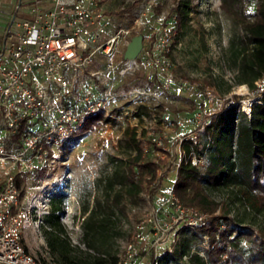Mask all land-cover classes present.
<instances>
[{"label": "built area", "instance_id": "2783aa9c", "mask_svg": "<svg viewBox=\"0 0 264 264\" xmlns=\"http://www.w3.org/2000/svg\"><path fill=\"white\" fill-rule=\"evenodd\" d=\"M108 1L19 0L9 21L0 46V132L9 135V146L0 144V264H43L23 242V232L32 224L37 206L30 201L21 207L16 178L19 174H35L37 168L47 164L55 143L75 138L72 133L85 120L108 110L114 96L102 94L106 92L101 86L106 72L125 78L152 70L165 90L175 88L176 83H188L174 72L171 53L177 32L170 11L154 15L158 0H122L121 22L116 23L105 8ZM132 35L143 36L142 50L117 69L116 51L127 48ZM98 59L105 61L104 68L92 69ZM127 92L133 99L153 95L148 82ZM203 97L205 101L197 104L193 130L177 137L180 144L198 139L206 116L233 107L231 98L220 96L212 88L206 87ZM247 103L239 109L250 115L254 102ZM23 120L39 122L42 128L32 129L14 141ZM169 134L162 131L153 136L152 142L160 147ZM189 157L197 165L203 163L202 157L188 156L184 151L180 164ZM166 202L173 215L164 222L155 216L138 222L118 264H135L139 258L137 246L146 243L150 224L155 230L152 246L157 247L167 244L168 236H175L180 228L208 227V213L184 206L173 191Z\"/></svg>", "mask_w": 264, "mask_h": 264}, {"label": "rangeland", "instance_id": "374dc122", "mask_svg": "<svg viewBox=\"0 0 264 264\" xmlns=\"http://www.w3.org/2000/svg\"><path fill=\"white\" fill-rule=\"evenodd\" d=\"M16 1L0 0V46ZM121 1L109 0L105 3L106 10L116 23L121 22ZM166 1L164 10L170 11L174 3L172 0ZM180 1L190 2L191 21L183 33L177 34L171 57L175 75L188 83H176L175 88L166 90L151 87L153 95L133 99L125 86L135 83L136 86L143 85L147 82L144 78L152 70H141L125 78H119L118 73L106 72V78L101 80L102 90L106 92L102 94L114 96L105 111L113 121L99 129L88 128L69 141L55 143L47 161L46 174L43 177L39 174L29 175L21 184V207H26L30 201L37 206L32 215V224L23 232V242L26 249L42 262L45 259L56 264L52 261L44 235V230L49 225L47 217L51 214V201L54 198L63 199V210L58 214L64 235L73 247L88 250L83 241L81 226L85 218L83 207L91 208L97 199H102L109 180L116 173L122 172L124 162L133 153L132 148L127 145L128 130L136 132L144 148L150 146L156 134L170 132L169 139L158 146L163 147V150L156 151L154 160H164L166 150L170 152V158L167 165L159 169V180L150 193H140L134 200L124 198L125 215L119 216L120 221L108 231L114 251L119 256L123 254L125 244L133 240L138 222L148 216H155L164 222L173 215V209L167 204L166 198L184 157L183 144L178 142L177 137L193 130L197 120V104L203 100V90L206 87L212 88L220 96L231 98L233 107L237 110L242 109L243 104H248L249 100L256 104L260 99V94L264 91V77L255 83L257 90L239 82L238 67L231 55L230 41L235 34L240 33V29L222 11L220 0ZM126 49L122 46L116 51L117 69L125 63ZM104 65L105 61L98 59L92 69H103ZM113 111L119 115H111ZM41 128V125H36L33 131ZM8 136L4 131L0 132L1 145L8 140ZM119 190L120 185L115 184L109 192L114 195ZM208 193L221 204L216 215L225 208L229 210L231 217L244 218L247 224L255 227L262 224V216L249 212L237 199L235 192L224 190ZM154 233V226L150 224L145 232L146 243L137 246L139 258L135 264H170L171 260L180 255L181 245L191 231L180 228L174 233L175 236L173 233L168 236L170 238L167 244L160 247L152 246L155 241Z\"/></svg>", "mask_w": 264, "mask_h": 264}, {"label": "trees", "instance_id": "16d2710c", "mask_svg": "<svg viewBox=\"0 0 264 264\" xmlns=\"http://www.w3.org/2000/svg\"><path fill=\"white\" fill-rule=\"evenodd\" d=\"M172 1L174 6L169 18L173 19L177 34H181L191 21V5L189 1ZM166 4V0L157 1L153 14H160ZM220 8L240 29V33L230 41L239 82L257 90L255 83L264 77V0H220ZM144 79L150 87H161L155 71ZM135 87L136 83L128 84L125 90ZM116 114L113 111L111 115ZM204 120L198 139L183 143L186 154L202 157L203 163L197 165L191 157L182 162L171 191L184 206L207 212L210 215L209 224L208 227L184 228L191 234L183 241L180 255L170 264H264V91L250 115L230 107L206 116ZM112 121L105 112H100L85 120L72 137L79 136L88 128L99 129ZM37 123L23 120L13 140L19 141L31 132L33 126L39 125ZM127 134V145L133 153L124 162L122 172L109 180L102 199H97L91 208L83 207L85 218L81 226L87 251L73 247L64 235L58 214L63 210V199L54 198L51 201V214L47 217L49 225L44 235L53 263H119L120 256L114 251L108 231L120 221L119 216L125 215L123 200L125 197L134 200L140 193H150L159 180V169L166 166L170 158V152L166 150V158L155 161L156 151L163 150V147L159 148L151 141L150 146L144 148L136 132L128 130ZM4 145L9 146V141L6 140ZM47 171L45 164L37 168L35 174L43 177ZM26 179L27 175L19 174L16 178L18 186L21 187ZM115 184L120 185V190L111 195L109 190ZM224 190L235 192L249 212L262 216V224L259 227L247 224L244 218L231 217L225 208L216 215L221 204L213 200L208 192ZM43 264L51 262L44 259Z\"/></svg>", "mask_w": 264, "mask_h": 264}, {"label": "water", "instance_id": "95a60500", "mask_svg": "<svg viewBox=\"0 0 264 264\" xmlns=\"http://www.w3.org/2000/svg\"><path fill=\"white\" fill-rule=\"evenodd\" d=\"M143 47V36L136 35L134 36L129 45L127 46L124 58L125 60L128 59H135L140 54Z\"/></svg>", "mask_w": 264, "mask_h": 264}, {"label": "crops", "instance_id": "0c3cea01", "mask_svg": "<svg viewBox=\"0 0 264 264\" xmlns=\"http://www.w3.org/2000/svg\"><path fill=\"white\" fill-rule=\"evenodd\" d=\"M18 1L19 0H17L16 2H15V6H14V10H13V12H12V15H13V13L15 12V8H16V5L18 4ZM12 17V16H11Z\"/></svg>", "mask_w": 264, "mask_h": 264}]
</instances>
